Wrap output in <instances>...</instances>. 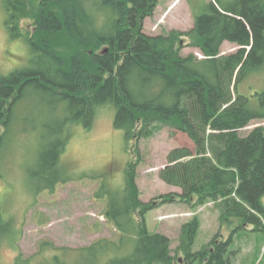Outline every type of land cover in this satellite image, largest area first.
<instances>
[{
    "label": "trees",
    "instance_id": "trees-1",
    "mask_svg": "<svg viewBox=\"0 0 264 264\" xmlns=\"http://www.w3.org/2000/svg\"><path fill=\"white\" fill-rule=\"evenodd\" d=\"M91 3L110 14L107 31L97 30L89 14ZM157 3L41 0L38 39L23 41L30 55L27 67L0 77V145L5 132L19 123L14 118L22 102L41 106L48 97L58 115L63 114V122L46 126L41 136L46 138L40 151L43 175L66 150L70 126L89 130L105 107L114 110L113 126L123 132L125 142L139 140L150 124L161 122L186 133L195 146L194 152L171 150L159 173L180 194L143 204L133 180L127 178L123 195L106 213L119 231L118 241L101 239L78 249L43 243L40 264H174L179 255L184 264H236L237 252L230 250L233 234L225 240L218 233L200 251H193L196 219L183 225L175 255L168 237L147 231L142 220L146 212L175 200L190 203L193 197L194 205L217 203L220 228L237 219L241 227L264 234V127L246 136L239 133L252 121L264 120V91L247 94L244 88L250 75L264 72V0H197V8L188 0L194 20L189 32L148 36L142 23ZM6 25L10 37L16 38L12 14ZM63 34L76 46L68 57L55 51L52 40ZM182 38L203 57L181 55ZM224 42L240 48L221 56ZM33 93L40 96L30 99ZM132 190L141 207V222L130 208ZM10 234L14 248L18 235L12 230ZM35 258L19 254L15 264H33Z\"/></svg>",
    "mask_w": 264,
    "mask_h": 264
},
{
    "label": "rangeland",
    "instance_id": "rangeland-1",
    "mask_svg": "<svg viewBox=\"0 0 264 264\" xmlns=\"http://www.w3.org/2000/svg\"><path fill=\"white\" fill-rule=\"evenodd\" d=\"M192 4L197 8V0H192ZM41 6V0H0V77L27 67L30 55L23 41L38 39L37 19L44 11ZM9 14L15 23L16 38H11L7 29ZM89 14L98 31H107L110 23L107 11L91 3ZM142 26L148 36L189 32L194 20L188 0H158ZM52 40L55 51L66 57L76 51L68 35H55ZM181 45V55L203 57L188 38H182ZM239 48L224 42L220 55L233 54ZM245 86L247 94L263 92L264 72L250 75ZM37 96L40 95L33 93L30 99ZM113 119L114 110L105 107L97 113L89 130L82 125H71L66 150L49 174L43 175L40 151L46 138L41 136L47 133L46 126L51 128L58 120L62 123L63 114L58 115L53 99L48 97L41 106L26 101L17 107L14 121L19 123L5 132L0 145V264H15L19 254L23 258L36 257L33 264H40L43 256H38L43 243L78 249L101 239L118 241L119 231L106 218V213L111 202L120 200L127 178L133 180L139 192L138 200L143 204L157 201L162 195L181 193L179 188L165 184L159 173L167 164L171 150L195 151L187 134L154 122L145 136L125 142L123 132L114 128ZM256 127H264V120L252 121L239 133L246 136ZM130 199L133 217L141 222V207L134 202L133 190ZM196 199L193 197L190 203L175 200L149 210L142 219L147 231L168 237L175 255L183 225L196 219L194 252L200 251L218 233L225 240L233 234L230 250L237 252L236 264H264L263 233L241 227L237 219L220 228L217 203L194 205ZM10 230L18 235L14 248ZM174 264H184L183 256L179 255Z\"/></svg>",
    "mask_w": 264,
    "mask_h": 264
}]
</instances>
